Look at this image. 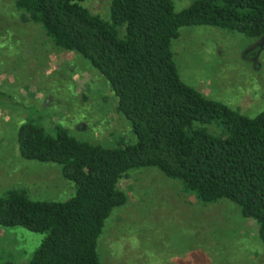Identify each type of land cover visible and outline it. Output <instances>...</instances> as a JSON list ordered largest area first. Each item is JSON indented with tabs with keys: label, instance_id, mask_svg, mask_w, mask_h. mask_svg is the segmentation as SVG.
<instances>
[{
	"label": "trees",
	"instance_id": "16d2710c",
	"mask_svg": "<svg viewBox=\"0 0 264 264\" xmlns=\"http://www.w3.org/2000/svg\"><path fill=\"white\" fill-rule=\"evenodd\" d=\"M12 1L21 23L38 24L55 49L101 75L134 136L104 146L61 121L47 125L30 107L15 132L17 155L58 166L74 190L60 201L33 200L23 188L0 196V227L44 235L25 264H101L98 239L127 202L118 184L138 169H156L204 205L232 202L264 244V110L244 115L185 83L172 51L186 26L263 36L264 0H192L180 11L172 0H110L106 17L82 0ZM9 99L0 89V105Z\"/></svg>",
	"mask_w": 264,
	"mask_h": 264
},
{
	"label": "rangeland",
	"instance_id": "374dc122",
	"mask_svg": "<svg viewBox=\"0 0 264 264\" xmlns=\"http://www.w3.org/2000/svg\"><path fill=\"white\" fill-rule=\"evenodd\" d=\"M109 1L82 0L103 17ZM172 1L180 11L192 0ZM172 51L185 83L244 115L264 110V35L248 39L207 25L186 26ZM65 86L72 99L60 89ZM0 89L10 95L0 105V196L9 188H23L33 200L60 201L73 193L58 166L17 155L15 132L31 106L47 125L61 121L104 146L134 139L101 75L75 53L55 49L38 24L21 23L12 0H0ZM118 185L127 202L98 239L101 264H264L254 223L232 202L204 205L154 168L134 170ZM43 236L0 227V264H25Z\"/></svg>",
	"mask_w": 264,
	"mask_h": 264
}]
</instances>
